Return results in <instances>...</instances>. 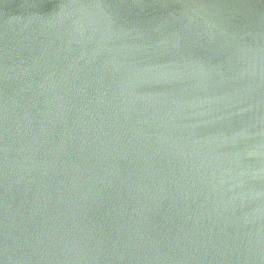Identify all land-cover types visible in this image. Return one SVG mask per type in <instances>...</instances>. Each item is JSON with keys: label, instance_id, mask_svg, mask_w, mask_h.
<instances>
[{"label": "water", "instance_id": "1", "mask_svg": "<svg viewBox=\"0 0 264 264\" xmlns=\"http://www.w3.org/2000/svg\"><path fill=\"white\" fill-rule=\"evenodd\" d=\"M0 264H264V0H0Z\"/></svg>", "mask_w": 264, "mask_h": 264}]
</instances>
